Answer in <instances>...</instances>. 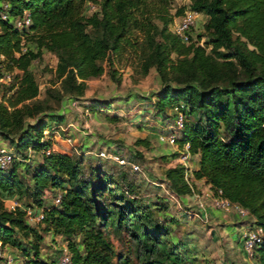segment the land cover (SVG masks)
<instances>
[{
	"label": "trees",
	"instance_id": "trees-1",
	"mask_svg": "<svg viewBox=\"0 0 264 264\" xmlns=\"http://www.w3.org/2000/svg\"><path fill=\"white\" fill-rule=\"evenodd\" d=\"M90 1L100 8L86 14ZM12 3L13 14L28 8L33 18L27 31L0 14V78L10 74L9 85L0 91V136L16 153L8 169L0 168V243L22 251L24 258L15 264L57 263L41 257V230L65 236L71 264H119L107 232L111 225L118 232L133 228L146 255L144 264H195L198 257L193 251L184 255L171 244L170 226L141 200L102 202L98 196L108 178L94 182L83 177L82 161L55 150L52 138H45V131L53 132V124L62 123L65 116L49 110L39 98L41 89L31 66L43 49L58 57L52 87L75 98L85 95L90 77L106 69L120 82L116 60L126 52L133 54L138 74L146 75L154 66L164 82L154 107L157 113L182 108L184 126L179 128L175 121L183 133L177 142L182 148L189 143L191 155L198 156L194 176L247 207L264 230V0H191V9L208 18L203 32L189 42L171 29L170 0ZM24 38L27 51H22ZM93 105L109 111L113 102L96 99ZM30 148L42 152L40 163H29ZM166 173L173 189H187L184 164ZM58 193L61 202L55 204ZM12 197L20 202L15 208L7 205ZM33 205L45 206V218L38 224L27 218L26 207ZM251 257L264 264V239ZM123 264H129V258Z\"/></svg>",
	"mask_w": 264,
	"mask_h": 264
},
{
	"label": "rangeland",
	"instance_id": "rangeland-1",
	"mask_svg": "<svg viewBox=\"0 0 264 264\" xmlns=\"http://www.w3.org/2000/svg\"><path fill=\"white\" fill-rule=\"evenodd\" d=\"M168 9L174 15L171 23L173 30L180 16L191 9V0H170ZM159 10L155 8V13ZM91 12L86 5L85 13ZM207 18L204 13L198 14L199 22L194 35L203 32ZM134 61L133 54L126 52L116 60L120 82L114 80L106 69L103 74L90 77L85 95L75 98L63 93L61 87H52L58 57L54 51L43 49L31 66L40 85L39 98L44 100L49 110L65 116L62 123L53 124V132L50 129L45 131V138H52L55 150L69 152L82 161L83 177L92 178L94 182L108 178L105 180L107 188L101 190L98 196L102 202L110 205L113 202L138 204L141 200L150 206L154 217L170 226L168 239L171 244L177 245L184 255L190 256L191 251L198 253L195 264L199 260L204 264H259L257 258L247 256L242 249V231L253 224L254 217L240 222L241 217L237 214L233 216L232 211L217 209L211 204L215 190L193 173L197 156L186 158V151L179 142L170 143L161 139L162 134L173 130L176 136H182V132L175 125L176 108L157 113L154 107L153 102L164 86L160 73L153 66L146 75H140L134 71ZM9 83L10 78H0V91ZM220 83L225 84L226 81ZM96 99L111 100L113 105L109 111L98 110L93 105ZM0 141L14 149L1 136ZM102 150L117 152L127 163L124 165L115 158L99 156L98 152ZM42 160V152L35 151L29 163L36 165ZM131 163H138L140 169H134ZM176 164L185 166V191L173 189L167 177L166 170ZM30 179L31 175L26 173V180ZM54 195L51 192V200H48L52 202ZM122 196L124 200L120 199ZM201 202L205 207H201ZM241 224L246 226L240 229L237 226ZM132 230L123 227L118 232L114 225L107 229L109 238L115 244V260L119 264H123L124 258H129V264L145 262L146 255ZM41 231L44 235L41 257L57 261L65 248L69 249L68 240L63 235ZM6 254H15L17 260L24 258L22 251L16 248Z\"/></svg>",
	"mask_w": 264,
	"mask_h": 264
},
{
	"label": "built area",
	"instance_id": "built-area-1",
	"mask_svg": "<svg viewBox=\"0 0 264 264\" xmlns=\"http://www.w3.org/2000/svg\"><path fill=\"white\" fill-rule=\"evenodd\" d=\"M88 7L92 11L99 10L100 6L97 2L90 1L88 3ZM13 3L12 0H0V14L3 19L9 20L13 23L14 26L21 30H27L30 31L31 25L33 23L32 13L30 9L24 8L21 13L13 14L12 13ZM201 12L193 9L186 10L179 18V21L175 23L173 31L181 36V38L189 42L192 40V37L194 36L195 29L198 27V14ZM28 43L26 42L25 38L22 42V51L28 50ZM2 78H10V74L5 75ZM1 97V94H0ZM178 115L176 116V124L179 128L184 126V113L179 110V107H176ZM161 139L166 140L170 143L177 142V136L176 133L170 132L169 134H162ZM190 144L187 143L184 147L185 157L191 155L190 153ZM35 152L33 148H30L28 150L29 157L32 156V153ZM51 149L46 150V153H50ZM98 155L101 157H107V158H115L120 161L122 164H126L127 161L125 158L121 157L117 152L109 153L106 150H102L98 152ZM16 157V153L3 145H0V168L2 169H8L14 158ZM132 167L134 169H140V165L138 163H131ZM62 193H58L53 203L57 204L61 202ZM211 204L217 208L222 210H230L240 216L242 219H248L252 217V214L250 210L243 206L241 203L236 202L225 196L222 192V189H218L217 191H214L212 202ZM7 205L10 208H15L16 206L20 205L19 200H12L11 203ZM201 207H205L204 202H201ZM27 212V218L28 221L32 224H38L45 218V206L39 207L36 205L28 206L26 207ZM254 220V219H253ZM248 225V224H247ZM264 239V230L263 227L253 222V224L248 225L245 230L242 231V245L245 253L248 256H252L256 246L261 243ZM16 259L11 254H6L4 250L2 249L1 243H0V264H15ZM56 264H71V254L68 250V248H65V252L62 256H60L57 260Z\"/></svg>",
	"mask_w": 264,
	"mask_h": 264
},
{
	"label": "crops",
	"instance_id": "crops-1",
	"mask_svg": "<svg viewBox=\"0 0 264 264\" xmlns=\"http://www.w3.org/2000/svg\"><path fill=\"white\" fill-rule=\"evenodd\" d=\"M1 143L2 142L0 141V145H3L4 146V144H1ZM197 160H198V156H197ZM196 167H197V162H196ZM231 214L233 216H235V213L234 212H231ZM228 220H230V219H228ZM239 221L242 222V221H244V219L241 218V220H239ZM245 226H246V224H241V226L238 225L237 227L241 229V228H244ZM2 249L4 250L5 253H7V252H13L15 248L10 247V246H6V247H2ZM13 256L15 257V254Z\"/></svg>",
	"mask_w": 264,
	"mask_h": 264
}]
</instances>
